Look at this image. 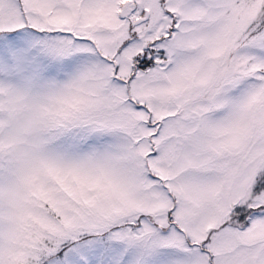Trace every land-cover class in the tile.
Here are the masks:
<instances>
[{"label": "snow or ice", "instance_id": "6c2138e0", "mask_svg": "<svg viewBox=\"0 0 264 264\" xmlns=\"http://www.w3.org/2000/svg\"><path fill=\"white\" fill-rule=\"evenodd\" d=\"M0 264H264V0H0Z\"/></svg>", "mask_w": 264, "mask_h": 264}]
</instances>
